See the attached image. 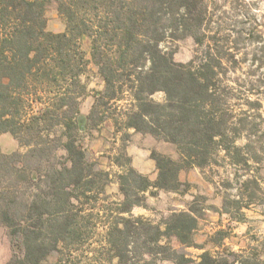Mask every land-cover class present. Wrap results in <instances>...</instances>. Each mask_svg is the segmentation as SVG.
Here are the masks:
<instances>
[{
	"label": "trees",
	"instance_id": "1",
	"mask_svg": "<svg viewBox=\"0 0 264 264\" xmlns=\"http://www.w3.org/2000/svg\"><path fill=\"white\" fill-rule=\"evenodd\" d=\"M52 2L65 20L60 32L47 28ZM208 21L207 0H0V135L10 133L21 148L0 147V223L20 248L5 264H71L89 219L101 213L110 263L191 262L174 241L202 247L194 239L200 208L191 204L158 222L132 210L147 205L150 189L180 191L185 168L254 160L250 139L239 143L250 115L237 108L241 96L220 70L226 54L209 48L178 62L165 46L187 35L204 43ZM84 36L104 81L88 113ZM107 120L124 131L123 143L134 129L173 143L179 157L153 149L151 179L124 153L126 162L114 160L121 196L104 205L112 172L89 153L84 136ZM222 211L230 212L226 199ZM225 236L218 230L219 248L204 250L194 264H247L245 255L220 250ZM58 251L59 260H51Z\"/></svg>",
	"mask_w": 264,
	"mask_h": 264
},
{
	"label": "rangeland",
	"instance_id": "2",
	"mask_svg": "<svg viewBox=\"0 0 264 264\" xmlns=\"http://www.w3.org/2000/svg\"><path fill=\"white\" fill-rule=\"evenodd\" d=\"M207 2L209 21L204 31V43H198L192 35H187L178 40H169L165 46L174 52V58L178 62H187L197 54L201 56L209 48H217L226 54L224 69L220 70H225V77L241 96L234 101L237 108L248 109L250 115L246 118L244 137L239 143L244 144L247 138L250 139L254 160L247 165H231L225 159L205 168H185L181 170L180 178L187 185L182 186L180 191L160 189L153 193L154 189H150L146 192L147 205L135 206L132 213L158 222L173 210H186L192 204L201 209L194 239L203 248L181 246L174 241L181 250L180 253L191 261L188 264L197 262L206 249L215 253L219 248L214 240L218 230L226 231L224 245L220 250L227 249L245 255L248 258L247 264H264V0ZM46 16L48 29L55 32L65 29V20L57 10L56 3L47 5ZM81 45L88 60L83 78L89 86L82 111L88 113L93 103V90L103 89L104 81L92 58L90 38L82 37ZM163 95L158 92L154 94V98L161 100ZM129 131L131 139L123 143L124 131L116 132L112 121L107 120L93 129L91 135L86 133L84 136V145L89 153L112 172L113 181L107 185V197L102 196L106 199L102 203L104 205L111 204L121 196L115 177L121 167L114 160L119 158L121 162H126L124 153L131 158L134 167L151 179L157 176L156 163L151 157L153 149L174 158L179 157L173 143L134 129ZM0 147L5 152L21 149L10 133L0 135ZM245 180H249L248 186L244 185ZM225 199L230 210L228 213L222 211ZM86 207L89 208V205ZM103 214L89 219L90 224L85 227L86 237L81 243L74 245L80 249L70 258L71 264H120L117 258L110 263L103 253L102 243L107 223ZM18 244L11 236L10 228L0 223V264H5L10 259L14 249L20 253ZM51 260H59V251L51 256ZM164 264L173 263L165 261Z\"/></svg>",
	"mask_w": 264,
	"mask_h": 264
},
{
	"label": "crops",
	"instance_id": "3",
	"mask_svg": "<svg viewBox=\"0 0 264 264\" xmlns=\"http://www.w3.org/2000/svg\"><path fill=\"white\" fill-rule=\"evenodd\" d=\"M4 135H6V133H3ZM2 135V134H1Z\"/></svg>",
	"mask_w": 264,
	"mask_h": 264
}]
</instances>
